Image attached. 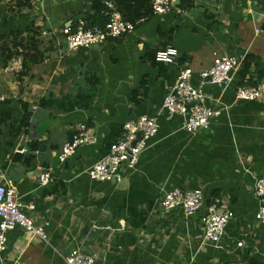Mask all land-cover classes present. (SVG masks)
<instances>
[{
  "label": "crops",
  "instance_id": "0c3cea01",
  "mask_svg": "<svg viewBox=\"0 0 264 264\" xmlns=\"http://www.w3.org/2000/svg\"><path fill=\"white\" fill-rule=\"evenodd\" d=\"M97 1L114 4L0 0V184L16 191L35 224H48L44 240L20 228L7 232L0 264H64L74 250L95 264H264L254 193L264 177V97H235L239 86H264V0H178L164 15L151 11L132 33L68 52L63 29L91 21ZM30 42L28 60L18 45ZM168 51L176 54L171 63L156 60ZM225 55L251 59L248 75L206 86L207 106L220 115L187 133L183 118L163 109L164 97L182 67L197 84V74ZM142 116L157 118L159 130L136 166L114 182L90 180L87 170L123 125ZM80 124L96 142L60 164ZM44 170L52 179L40 187ZM173 188L201 190V209L189 217L180 208L164 213L163 193ZM214 200L234 213L217 247L203 242L200 229Z\"/></svg>",
  "mask_w": 264,
  "mask_h": 264
},
{
  "label": "built area",
  "instance_id": "2783aa9c",
  "mask_svg": "<svg viewBox=\"0 0 264 264\" xmlns=\"http://www.w3.org/2000/svg\"><path fill=\"white\" fill-rule=\"evenodd\" d=\"M39 1V0H34ZM178 0H151L150 7L153 15H164ZM106 21L102 26H89L85 21H79L72 30L63 29L65 45L68 52L81 48H90L104 44L109 40L120 38L132 33L135 24L122 18L114 4L105 3ZM175 52H161L157 54V61L171 63ZM243 61L234 56H223L214 60L213 64L197 74V84L194 82V73L186 66L179 70L174 85L169 89L163 100V109L170 115H179L183 118V129L187 133H195L207 129L211 121L220 115V110H213L207 106V96L204 88L208 85L219 88L226 87L232 81L235 73L241 69ZM237 100L255 101L264 97V86H239L236 89ZM4 97L0 96V102ZM159 123L157 118L142 116L123 125L119 140L110 146L109 153L96 161L88 170L87 175L92 181L114 182L118 173L124 168H133L139 161L141 154L147 149L148 143L157 135ZM96 142L92 130L86 125L77 126L76 134L61 149L58 155L60 164L65 163L76 154L84 145ZM22 153L23 151H19ZM49 171L39 175L38 184L45 187L51 182ZM254 193L259 207L256 220L264 224V177H259L254 183ZM218 200H214L205 210L200 220V229L203 242L217 247L223 237L226 226L234 218L232 211L221 212L218 209ZM204 203V194L201 190H181L173 188L163 193L161 208L164 213L173 209L183 210L185 217L197 213ZM47 222L35 224L31 217L21 209L19 197L11 187L0 184V255L6 251V233L15 228L41 240L46 238L44 228ZM238 247L242 243H238ZM64 264H95L96 258L87 256L79 251H72L65 259Z\"/></svg>",
  "mask_w": 264,
  "mask_h": 264
},
{
  "label": "trees",
  "instance_id": "16d2710c",
  "mask_svg": "<svg viewBox=\"0 0 264 264\" xmlns=\"http://www.w3.org/2000/svg\"><path fill=\"white\" fill-rule=\"evenodd\" d=\"M28 1V0H26ZM114 3V6L116 9L120 12L122 18L126 21H129L131 23L136 24L138 21H140L144 17H148L151 14V7L150 3L151 0H109ZM93 10L95 12L94 18H92L91 21L88 22L89 26H102L103 23L106 21L105 13L107 11L104 4L97 1L93 5ZM36 43L30 42L25 45H18L21 46L23 51V56L25 59H30V54L32 50L34 49ZM17 47V45H16ZM250 62L251 59L245 60L242 65L241 69L239 71L240 77L242 80L246 79V76L248 75L249 68H250ZM29 115H25L23 120V125H27V119Z\"/></svg>",
  "mask_w": 264,
  "mask_h": 264
},
{
  "label": "water",
  "instance_id": "95a60500",
  "mask_svg": "<svg viewBox=\"0 0 264 264\" xmlns=\"http://www.w3.org/2000/svg\"><path fill=\"white\" fill-rule=\"evenodd\" d=\"M43 153V151H42V149H40L39 150V152L36 154V156H37V158H38V161L40 162V163H42L43 161H42V154ZM122 168H124V167H122Z\"/></svg>",
  "mask_w": 264,
  "mask_h": 264
}]
</instances>
